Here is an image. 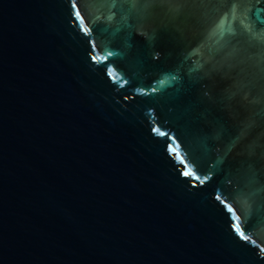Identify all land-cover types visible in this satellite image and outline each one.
Listing matches in <instances>:
<instances>
[{
	"label": "water",
	"instance_id": "1",
	"mask_svg": "<svg viewBox=\"0 0 264 264\" xmlns=\"http://www.w3.org/2000/svg\"><path fill=\"white\" fill-rule=\"evenodd\" d=\"M0 264H264V0H0Z\"/></svg>",
	"mask_w": 264,
	"mask_h": 264
}]
</instances>
